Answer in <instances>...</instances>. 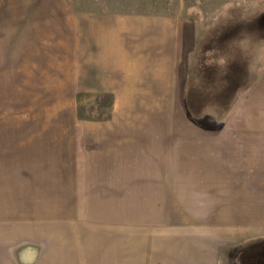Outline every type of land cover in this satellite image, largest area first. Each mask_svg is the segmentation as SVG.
I'll return each instance as SVG.
<instances>
[{
	"label": "rangeland",
	"instance_id": "374dc122",
	"mask_svg": "<svg viewBox=\"0 0 264 264\" xmlns=\"http://www.w3.org/2000/svg\"><path fill=\"white\" fill-rule=\"evenodd\" d=\"M172 125L250 127L264 153V0H0V264H264L262 164L252 199L122 205L126 139Z\"/></svg>",
	"mask_w": 264,
	"mask_h": 264
},
{
	"label": "crops",
	"instance_id": "0c3cea01",
	"mask_svg": "<svg viewBox=\"0 0 264 264\" xmlns=\"http://www.w3.org/2000/svg\"><path fill=\"white\" fill-rule=\"evenodd\" d=\"M151 19H154L149 30L154 33L150 40L151 51L158 47L160 54L176 55L179 35L184 32L179 19L176 16H154ZM153 52L157 53V50ZM112 130L109 132L112 135L136 132ZM138 134V137L126 140L138 142L140 157L129 164L124 163L132 166L130 173L124 168L123 176L113 179L122 185L124 207L130 205L131 198H147L150 199L147 205L152 207V210H146L148 213H163L165 204L173 207L189 198L195 202L200 196L223 200L227 196L256 197L254 193L258 189L252 183L259 181V166L264 165V159H260L264 153H260L256 129L172 125L139 127ZM112 135L106 137L108 143L113 142ZM196 188L203 194L195 193ZM164 196H169L170 201L164 203Z\"/></svg>",
	"mask_w": 264,
	"mask_h": 264
}]
</instances>
